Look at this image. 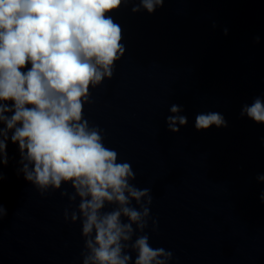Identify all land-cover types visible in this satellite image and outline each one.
I'll return each mask as SVG.
<instances>
[{"label": "water", "instance_id": "water-1", "mask_svg": "<svg viewBox=\"0 0 264 264\" xmlns=\"http://www.w3.org/2000/svg\"><path fill=\"white\" fill-rule=\"evenodd\" d=\"M138 2L112 14L125 54L90 89L84 116L131 164L133 183L151 189L157 224L145 231L172 251L169 264H264V124L240 115L264 97V0H165L151 15L133 13ZM173 104L188 118L179 133L165 122ZM207 112L227 126L198 131ZM7 151L0 264H82L80 223L64 220L70 185L41 196L17 174V146Z\"/></svg>", "mask_w": 264, "mask_h": 264}, {"label": "clouds", "instance_id": "clouds-1", "mask_svg": "<svg viewBox=\"0 0 264 264\" xmlns=\"http://www.w3.org/2000/svg\"><path fill=\"white\" fill-rule=\"evenodd\" d=\"M129 2L0 0V182L11 143L19 154L17 174L41 196L70 185L71 193L61 191L69 201L64 220L80 223L82 264L173 260L172 251L154 248L145 231L150 220L156 231L151 189L133 183L131 164L118 161V152L105 146L103 130L84 116L90 89L111 79L125 54L123 30L112 14ZM164 3L139 0L131 11L151 15ZM183 111L170 106L165 118L170 132L188 124ZM240 115L264 124V97L244 104ZM213 125L226 127L227 121L218 112L196 115L198 131ZM256 179L264 182V175ZM260 199L264 202V193ZM7 214L0 203V221Z\"/></svg>", "mask_w": 264, "mask_h": 264}]
</instances>
